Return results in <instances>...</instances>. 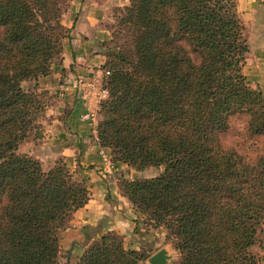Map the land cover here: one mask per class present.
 Wrapping results in <instances>:
<instances>
[{"label":"trees","instance_id":"16d2710c","mask_svg":"<svg viewBox=\"0 0 264 264\" xmlns=\"http://www.w3.org/2000/svg\"><path fill=\"white\" fill-rule=\"evenodd\" d=\"M66 4L0 0V264H61L60 233L90 196L64 161L45 170L17 152L45 95L21 83L60 59ZM118 25L125 42L108 61L97 141L114 161L161 168L122 179L120 193L165 231L179 264H261L264 91L243 73L249 46L236 0H129ZM237 118L262 148L227 144ZM146 257L108 231L75 264Z\"/></svg>","mask_w":264,"mask_h":264},{"label":"rangeland","instance_id":"374dc122","mask_svg":"<svg viewBox=\"0 0 264 264\" xmlns=\"http://www.w3.org/2000/svg\"><path fill=\"white\" fill-rule=\"evenodd\" d=\"M128 4L129 0H67L61 22L68 29L70 40L68 38L64 39L62 55L59 60L53 62L52 68L47 74H59L56 88L50 92L49 89L42 85V79L47 75L40 76L36 80L28 79L21 83L25 90H34L37 86L38 92H45V95L40 97L44 110L37 115L26 138L19 144L17 150L20 154H28L39 160L43 169L47 170L56 162L63 161L60 155L50 147L56 145L45 144L49 139L56 136V132L53 133L52 131L53 128L47 127L50 119L47 118L45 120V115L60 103L66 101V97L70 94L72 95L73 91L82 98L84 112L87 110L96 112L94 123L81 118L88 122L91 136L98 144V141L95 139L96 126L99 120L97 110L102 102L98 99V91L101 87L105 86L103 84V82H106L104 71L109 70L108 61L124 46L125 39L118 32V22L123 14L124 7ZM88 12L91 18L87 17ZM67 46H70L73 52L85 49L87 50V54H89L87 56L94 58L90 71L77 75L73 81L69 79L64 80L65 69L62 66V62L65 50H68ZM79 78H83V80L80 82ZM92 102L95 104V107ZM65 109H67V106H65ZM244 125L245 121L242 118H237L233 121L232 128L226 136L227 144H235V147L240 151L251 152L257 148H262L263 146L260 141L255 142L254 139L247 138ZM98 152L103 161L101 166L107 170H103L102 172L104 174L103 181L111 183L113 185L112 188L117 189L119 193V183L122 179L152 177L161 171V168L154 166H149L138 171L125 163L114 161L111 149L108 147L99 145ZM98 170L102 171V169ZM85 183L88 186L87 181ZM102 189L103 191L105 190L104 182L102 183ZM105 199L108 203V215L115 212V205L125 218L132 221L131 227H127L125 233L120 234L117 230L112 231L120 235L125 248L144 252L148 256L143 260V264H149L148 258L161 248H165L169 255L166 264H179L178 252L172 248L162 228L152 227L142 214L132 207L126 198L119 200L112 198V195L106 193ZM120 204L122 207L118 208ZM68 225H71V223L69 222ZM260 240L263 242V245L256 246L254 252L260 257L261 264H264V230L260 235ZM67 255L66 253L60 254L59 262L61 264L67 263ZM69 264L74 263L70 262Z\"/></svg>","mask_w":264,"mask_h":264},{"label":"crops","instance_id":"0c3cea01","mask_svg":"<svg viewBox=\"0 0 264 264\" xmlns=\"http://www.w3.org/2000/svg\"><path fill=\"white\" fill-rule=\"evenodd\" d=\"M236 7L244 25L249 46L243 73L253 86H259L264 91V0H236ZM89 14L88 12L87 17L91 18ZM67 38L70 40V36ZM67 47L68 50H65L62 62L65 69L64 80L73 81L77 75L90 71L94 58H89L85 49L73 52L70 46ZM58 77V73L47 75L42 79L43 84H41L51 92L56 88ZM79 97L80 95L73 91L72 95L66 97V101L63 100V103L51 111L48 110L50 112H47L44 118L45 120L50 119L47 127L53 128V133L56 132V136L45 144L56 145L50 147L66 162L76 178L87 181V188L90 191L86 204L72 213L69 221L71 225H68L60 233L61 253L68 254L67 263L74 264L84 248L103 233L117 230L122 234L127 231V227L132 225V221L125 218L115 205V212L108 215L109 209L105 194L109 193L112 198L119 200H124L125 197L117 189L112 188L111 183H106L102 179L103 170H107L101 166L103 161L98 152L99 144L92 138L88 122L81 118L84 108L82 98ZM92 104L95 107L93 102ZM98 169H102V171ZM103 182L105 184L104 191L102 189ZM119 207H122L121 204L118 205Z\"/></svg>","mask_w":264,"mask_h":264},{"label":"built area","instance_id":"2783aa9c","mask_svg":"<svg viewBox=\"0 0 264 264\" xmlns=\"http://www.w3.org/2000/svg\"><path fill=\"white\" fill-rule=\"evenodd\" d=\"M109 70H105L104 71V77L107 78V76L109 75ZM83 80V78H79V81L81 82ZM106 82H103V84H105ZM108 96V91L107 89L104 87H101L98 91V99L99 101H103L104 99H106ZM95 115H96V112L95 111H86L82 114V118L84 120H87L88 122L90 123H94L95 121ZM95 139L97 140V132H96V136H95Z\"/></svg>","mask_w":264,"mask_h":264},{"label":"water","instance_id":"95a60500","mask_svg":"<svg viewBox=\"0 0 264 264\" xmlns=\"http://www.w3.org/2000/svg\"><path fill=\"white\" fill-rule=\"evenodd\" d=\"M169 258L165 248H161L148 258L149 264H166Z\"/></svg>","mask_w":264,"mask_h":264}]
</instances>
